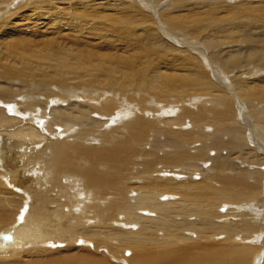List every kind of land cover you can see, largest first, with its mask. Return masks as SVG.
<instances>
[{"label":"bare ground","instance_id":"obj_1","mask_svg":"<svg viewBox=\"0 0 264 264\" xmlns=\"http://www.w3.org/2000/svg\"><path fill=\"white\" fill-rule=\"evenodd\" d=\"M29 1L41 11L45 7L43 3L39 4L40 0ZM66 1L69 3V8L65 7L72 12L66 13L63 7H60L62 11L58 12L57 21L50 9L46 12L43 8L42 18L51 17L55 22L54 28L48 27L47 31L41 33L32 26L33 23L39 25L37 22L21 27L20 22L27 16L26 14H20L16 21L0 18L4 20L0 21V100H3L0 101V107L2 105L0 110H7L9 115L13 113H15L14 116L18 115L16 118L5 117L0 112V126L5 130L2 133L8 134L4 141V135L0 129V155H2L3 142L6 146L8 140L15 139V136L21 139L17 142V148L13 147V143L9 144V149L6 146L8 151L6 157L3 156L5 159L0 156V165L3 162L0 166V230H3L0 232V253L13 250L19 254L16 259L0 257V264H111L107 263L106 257L93 253L94 244L89 249L86 243H91L89 239L99 243L104 238V231L110 218L108 212H115L123 204L129 188L126 181L130 178V161L143 176L142 182L148 181L142 187L141 193L137 195L136 207L138 211L140 210L138 217L153 220L158 216L159 220H169L173 228L176 226L178 228L179 223L175 221L176 218L174 219L177 215L174 214L182 213L181 215L185 217L191 213V210L196 209L198 217L194 215L197 218L193 222L197 231L196 237H199V234L210 235L211 232L213 235V232H220L221 229L223 231L224 227L229 229V225H232L229 216L232 214L226 213L227 216L224 215L225 218H222L224 216L218 212L213 214L211 213L213 210H208L214 208L218 199H225V202L227 200L232 203L238 202L236 191L244 189L239 192L245 193L246 190L249 199L253 201L250 202L247 196L245 198L253 205L251 208L256 212H254L255 215L240 214L243 216L241 226L247 222L244 219L250 217L256 218L257 223L263 226L264 195H261L258 188L248 187L243 176L238 173L227 175L224 171L229 167L230 158L233 162V158L230 157L231 148L228 149V154L217 153L218 155L214 158L217 165L215 164L216 167L212 169V174L209 172L210 177L207 172V174H201L202 178L199 179V171L194 179H181L185 171L176 170L174 162L195 160V157L189 153L193 141H187L192 133L188 132L189 129L181 127L185 125L184 123L193 126L191 129H197L196 134L200 131L204 134L205 124H208L210 130L213 129L214 132L227 129L229 128L226 126L227 121L235 123L232 120H236L237 110L241 111L237 103L242 98L253 102L248 110L252 112L250 114L256 119V123L264 128V38L261 37L264 36V1L257 3L247 0H234L232 3L230 0L215 1V3L212 1L213 3H209L211 5L209 11L201 9L202 5H199V13L193 10L196 15L199 14L195 20L198 24L206 23L207 20L212 24L218 23L220 32H223L222 22L228 21L227 23L234 24L238 20L241 22L240 19L243 20L241 29L243 36L239 38V46L237 43L234 44L238 40L235 36L234 39L229 40L231 47L221 48L219 45L218 48V43H222L217 41L220 32L216 33V30H213L214 32L206 36L204 40L206 45L215 49L210 55L213 61L204 54V58H199L198 63L197 59H194L195 51H189L185 47L174 49L172 43L166 42L164 35H160L161 33L159 34L155 27L147 29L140 27V33H137L136 28L139 24L130 16L131 14H128V11V15L115 13L119 10L115 9L116 0L112 4L117 11L114 10V12L112 9L114 13L111 15H109L110 12L107 13L106 7L103 9L105 13H99L98 9V11L91 10L97 3L104 4L97 0L89 1L88 4L84 0ZM17 2L8 6V9L15 6ZM50 2L49 4L54 5L56 0ZM176 2L177 5L183 4V0H176ZM70 4L73 5L71 10ZM21 5L18 6L21 7ZM75 10L78 11L75 12ZM219 13L225 21L222 18L218 19L220 16L216 15ZM191 15L193 17L189 18L191 19L189 25L193 26L195 24L193 18L196 15ZM167 17L166 21L169 24L177 25L181 22L180 19L170 15ZM196 24L192 31L196 36L195 39L198 35L196 31L199 29ZM201 29L205 32L206 28L201 27ZM210 29H213L212 25ZM230 34V32L226 33V35ZM182 38L176 36L174 40H171L174 42L173 46L183 43L185 40ZM199 48L204 50L201 43ZM169 53H174L173 55L177 58L175 61L177 68L181 71L169 67L163 69L160 66L168 63L166 55ZM207 63H210V66ZM243 63L250 66L247 69H241ZM217 64H223V69H218ZM229 70L233 71L235 76L229 75ZM240 70L243 75H240ZM147 98L152 99L151 104H148ZM188 103L192 104V107ZM221 106L222 108L219 109ZM217 109L219 110L216 111ZM252 125L254 127L255 123ZM258 129H255V132L259 133L261 138L254 137L256 140L253 139V142H256V145L264 142V131ZM150 130L159 132L160 140H153L149 135ZM235 130L236 132L239 130L236 125ZM220 140L217 134L213 141L215 149L219 152L223 150V147L226 149L225 143ZM49 142L51 146L58 148L50 161L47 157L40 156L44 153L42 148ZM167 143L175 145V156L157 158L155 155L162 157V153L157 152L159 149L163 147L171 149V146H163ZM155 144L156 150H154ZM137 145L139 149H136ZM48 149L51 150V148ZM178 151H180L179 154H177ZM241 155L243 154L239 153L238 156ZM7 157L13 160L10 163L14 164V168L7 164ZM137 157L141 161H138ZM143 157L148 159L153 157V159L143 163L141 159ZM199 158L201 159V153ZM230 167L236 168L235 164H230ZM155 170V173L151 172ZM152 174L155 175L151 176ZM213 175L215 176L213 178L219 179L223 190H220L221 187L215 188L218 180L215 181L216 183L213 182L215 185L210 183L209 180ZM65 178L68 179V183H71L70 186L78 185V191L64 190L65 183L62 185L61 179ZM173 178L177 179L176 181L185 180L186 182L174 185L163 182L174 180ZM59 181L60 184H58ZM131 182L133 184V181ZM57 184L59 186H56ZM136 187L137 183L134 190L137 189ZM165 193H174L175 196L174 198L171 195L160 197ZM175 199H181L186 206L191 204V210H186L185 206L186 209L181 211L180 205L176 207V204H173V202L177 203ZM142 209H149L155 214ZM232 211L233 209L230 210L231 213ZM218 215H221L222 217H219L222 221L229 225L215 223L212 217L217 216L218 219ZM141 222L142 227L137 233L141 238L135 242L138 252L133 257V264H252L250 262L254 255L249 248L250 244H245V247L244 245L241 247V244H233L234 242L229 240L232 235L227 242L231 245L225 242L222 244L216 240L218 242V244L215 243L216 245L225 246L220 249L218 246H215L216 248L206 246L201 241L198 242L196 249L184 248L182 245L190 240L184 238L183 243L180 244L184 249L169 250L170 244H164L166 239L162 240L160 234V238L149 237L150 235L148 238L145 237L147 235V232L146 235L144 234L145 231L153 232L151 235H155L154 231H158L159 224L155 225L156 229H152L149 223L151 229L145 230L148 225L144 226L143 221ZM180 223L185 224V221ZM161 224V227H164L165 223ZM232 226L234 229L236 226L239 227V224ZM252 228L250 225L246 229L252 230ZM188 231L191 232L189 229ZM261 234L264 236V233ZM52 235L60 242L44 241L47 248L55 249L52 247L63 244L64 249L75 247V251H66L64 256L50 255V258L45 260L31 257L32 254L29 253L33 248L27 249L26 245L38 244ZM142 235L145 238H142ZM239 239L241 240V237ZM199 240L201 239L198 238L197 241ZM71 242L76 244L72 245ZM155 242L158 244L153 247ZM158 245H164L167 250L163 252ZM102 247L104 246H97V248ZM199 248H202L201 252ZM256 250L255 253H257ZM49 251L53 254V250ZM24 256L28 258L23 259Z\"/></svg>","mask_w":264,"mask_h":264},{"label":"rangeland","instance_id":"obj_2","mask_svg":"<svg viewBox=\"0 0 264 264\" xmlns=\"http://www.w3.org/2000/svg\"><path fill=\"white\" fill-rule=\"evenodd\" d=\"M15 1H18L16 4H15V6H12L10 9H8V6H10L11 4H13ZM42 1V2H41ZM44 0H40V2H39V4H41V3H43L44 5H45V7H43L44 9H46L45 11L46 12H49V10L48 9H50V12H51V14H53L55 17H56V20L55 21H57V19H58V12H60V11H62V7H63V11L64 12H66V13H71L72 12V6L73 5H71L70 4V10H71V12L70 11H68L67 10V8H69V3H68V1H66V0H56V2H55V4L54 5H51V4H49V2L51 1H53V0H47V2H43ZM46 1V0H45ZM81 1V0H80ZM85 2H86V4H88L89 3V1H92V0H84ZM83 1V2H84ZM96 0H94V2H95ZM103 2L104 4H100V3H97L96 4V6L95 7H93L91 10H96V11H98L99 13H105V10H103V9H105V7H106V10L108 11H106L107 13H109V15H111L112 13H114L115 11H117L118 9V11L117 12H115V13H122V14H125V15H130V16H132V18L139 24V26H137V28L136 29H138V31H137V33L139 32L140 33V27H142L143 29H147V28H156L157 29V31L159 32V34L160 35H164L163 37H164V39H165V41L166 42H168V41H170V42H168V43H172L171 45H172V47L174 48V49H184V47H185V49H187V50H189V51H195L196 52V54H195V60L197 61V63H198V59L200 58V59H202V58H204V54H205V56L207 57L208 56V59H210L211 61H213V59H211L210 57V55H211V52L212 51H214L215 49H212V47H209V45H206V43H204V40L206 39V36H208V35H210V33H213L215 30V32L216 33H219L220 32V27L219 26H217V24L218 23H210V21L209 20H207L208 22H201V23H197L195 20L197 19L196 17L199 15H196V13H199V5H202V7H201V9H205V10H208L209 11V9H211L210 8V4L209 3H215V1L216 2H219V1H222V0H202L201 2H200V0H183V4H178L177 5V2H176V0H160V1H158V0H97V2ZM114 1H115V5H116V7L114 6V4H112V3H114ZM180 1V0H179ZM189 1V2H188ZM213 1V2H212ZM231 1V3L234 1V0H230ZM247 1H250V2H253V3H257V2H262V1H264V0H247ZM50 2V3H51ZM93 2V1H92ZM21 5V0H0V14H1V12H2V15H0V18H7L6 20H11V21H16L17 19H18V17L20 16V14H26L27 16L20 22L21 23V27H27L30 23H32V22H37L39 25H36L35 23H33L32 24V26L34 27V29L37 31V32H39V33H41L42 31H47L46 29L48 28V27H52V28H54V26H53V23L55 22L51 17H49V19H43L42 17L44 16V14L42 13V11H43V8H42V11L41 10H39L38 8V10L35 8V6H34V4H32L29 0H27V2L25 3V0H22V5H21V7H19L18 5L19 4ZM111 3V4H110ZM191 3V4H190ZM194 3H196L195 5H194ZM99 4V5H98ZM119 4V5H118ZM188 4H190V5H188ZM47 5V6H46ZM110 5V6H109ZM113 5V6H112ZM136 5V10H134V6ZM194 7V9H193V7ZM209 5V6H208ZM48 6H50V7H48ZM67 8H66V7ZM109 6V7H108ZM188 6H190V7H188ZM207 6V7H206ZM57 7V8H56ZM61 9H59V8ZM96 7H99V8H96ZM111 7V8H110ZM114 7H115V9H117V10H115L114 9ZM108 8V9H107ZM110 8V9H109ZM196 8V9H195ZM59 9V10H58ZM98 9V10H97ZM112 9H113V11H112ZM138 9V10H137ZM10 10V12H8ZM112 12H111V11ZM140 10V11H139ZM165 10V11H164ZM182 10H183V12H182ZM193 10H195L196 11V13L193 11ZM74 11V10H73ZM76 11H78V10H75V12ZM122 11V12H121ZM124 11V12H123ZM127 11H128V14H127ZM136 11V12H135ZM202 12L204 11V10H201ZM207 11V12H208ZM135 12V13H134ZM204 12H206V11H204ZM106 13V14H107ZM133 13V14H132ZM164 13V14H163ZM189 13V14H188ZM191 14H193V15H196L194 18H193V21H195V24L196 25H198L199 26V29L197 30V29H195V30H197L196 32L198 33V35H197V38L195 39V37L196 36H194V34L192 33V31L194 30V28H195V24L193 25V26H190L189 24L191 23H189V20H191V19H189V18H192L193 16L191 15ZM136 17H135V16ZM143 16L142 17V19H141V16ZM147 15V16H146ZM167 15H170V16H172V17H174L175 19H180V23H178L176 26L174 25V24H169L167 21H166V19H168V17H167ZM189 15L191 16V17H189ZM134 16V17H133ZM181 16H184L183 18L181 17ZM217 17H219L218 19H221L222 18V16H221V13H219V14H217L216 15ZM12 17V18H11ZM182 19H181V18ZM139 18V19H138ZM224 21H225V19L224 18H222ZM140 20H141V22H140ZM222 20V21H223ZM241 20V22L238 20V22H235L234 24H229V23H227L228 21H225V22H222V24L223 25H221V26H223V29H222V31L223 32H220L219 34H218V37H217V41H220V42H222V43H218V48H219V45H220V47L221 48H226L227 46H229V47H231L230 45H232L231 43H229V40L231 39H234L235 38V36L238 38V40L234 43V44H238V46L240 45V42H239V38H242V36H243V30H241L242 29V23H243V20L242 19H240ZM0 21H4V20H0ZM152 21V22H151ZM163 21V22H162ZM145 22H146V25H145ZM188 22V23H187ZM143 23V24H142ZM147 23H149V24H147ZM204 23V24H203ZM208 23V24H207ZM244 23H245V21H244ZM142 24V25H141ZM204 26H203V25ZM241 24V25H240ZM161 25V26H160ZM173 27H172V26ZM211 25L213 26V29H210V27H211ZM230 25V26H229ZM236 25V26H235ZM238 25V26H237ZM145 26V27H144ZM147 26V27H146ZM150 26V27H149ZM164 27V28H163ZM189 27V28H188ZM201 27H205L206 29H205V32H204V30L202 31V29H201ZM208 27H209V30H208ZM219 27V28H218ZM238 27H240V28H238ZM185 28H186V30H185ZM218 28V29H217ZM227 29V30H226ZM173 30V31H172ZM189 30V32H187ZM208 30V31H207ZM214 30V31H213ZM218 30V31H217ZM232 30V31H231ZM240 30L242 31V32H240ZM171 33H170V32ZM208 32V33H207ZM227 32H230L231 34L230 35H226V33ZM170 33V34H169ZM192 34V35H191ZM206 34V35H205ZM222 34V35H221ZM241 34V35H240ZM173 35V36H172ZM167 36V37H166ZM177 36V37H183L182 39H184L185 41L183 42V43H180V44H182V45H176V44H174V46H173V43L174 42H172L171 40H174V38ZM190 36H191V38H190ZM223 36V37H222ZM232 36H233V38H232ZM172 37V38H171ZM193 37V38H192ZM229 37V38H228ZM262 38H264V36H261ZM204 38V39H203ZM168 39V40H167ZM210 39H212L211 37H210ZM220 39V40H219ZM223 41H222V40ZM197 42H196V41ZM215 40H216V38H215ZM188 41V42H187ZM194 41V42H193ZM190 42V43H189ZM196 42V43H195ZM193 43H195V44H193ZM201 43V47H203L204 48V50H202V48H199V44ZM188 44V45H187ZM202 44L204 45V46H202ZM223 44V45H222ZM228 44V45H227ZM192 45H194L193 47H192ZM177 46V47H176ZM179 46V47H178ZM182 46V47H181ZM198 46V47H197ZM193 48V49H192ZM194 48H195V50H194ZM220 48V49H221ZM228 48V47H227ZM201 50V51H200ZM226 53H228L227 51H226ZM174 53H169V55H166V57H167V59H168V63L170 64H165V63H163V65H160L163 69H164V67H169V68H174V69H178V70H180V68H177V62H175L176 61V57L173 55ZM174 60H173V59ZM209 64V66H210V63H207V65ZM216 64V63H215ZM248 64V63H247ZM218 65V64H217ZM175 66V67H174ZM250 65L248 64V65H246V63H243V65L240 67L241 69H247L248 67H249ZM218 69L219 68H221V69H223V64H219L218 66H216ZM239 68V69H240ZM181 71V70H180ZM230 71V73H229V75H231V76H235V74H234V72L233 71H231V70H229ZM223 72H225L224 70H223ZM240 72V75H243L242 74V71L240 70L239 71ZM1 81H3V80H1ZM231 81L233 82V80L231 79ZM234 88V87H233ZM237 89V91H239V89H238V87L236 88ZM245 99V100H244ZM241 100V99H240ZM0 101H3L2 99L0 100ZM146 101L147 102H149L148 104H151L152 103V99L151 98H147L146 99ZM187 101H189V99L187 100ZM246 101H247V103H246ZM256 102V101H255ZM251 103L253 104V102L251 101H249L248 99H246V98H242V100L239 102L238 101V103H237V105H238V109L239 110H241V111H239L238 112V110H237V116H236V120H232V121H234L235 123H233V122H231V124L233 125V127H232V125L230 124V122L229 121H227V123H228V125H226L227 127H229V128H227V129H219V130H221V131H219V130H216L215 132L213 131V129H211L210 130V128L208 127V124H205L203 127H204V129H203V132H204V134L202 133V131H200L199 132V134H196L197 132H198V130L197 129H191L193 126H190L189 124H187V123H184L185 125H182L181 127H183V129H189V131L188 132H191L192 133V136L187 140L188 142H191V141H193V149H192V147H191V151H189V153H190V155H192V156H194L195 158V162L194 161H191L190 159H186L185 161H183L182 162V160H181V162H179L180 160H178V161H176V162H174V168H176V170H179V171H185V173H184V176H183V178H181V179H188L189 178V180L190 179H194V178H196V173L197 172H199V179L200 178H202V176H201V174L202 175H204V174H207V172H208V175H209V177H210V175L213 173V168H215L216 167V165H217V163H216V161H215V156L216 155H218L219 153H221V152H224V154H228V149L229 148H231V150H230V157H232L233 159V162L231 161V158L229 159V167H227V168H225V173L227 174V175H233V174H235V173H238L239 175H241V176H243V178H244V180H245V182L248 184V187H250V188H258L259 190H260V193H261V195L263 194L264 195V142H262V144H259L260 145V147H259V145H256V142H253V139L254 140H256V138H254V137H260L261 138V135L259 134V133H257V132H255V129H258V127L260 128V129H258L259 131H264V128H261L260 127V125L259 124H257L256 123V119L250 114V113H252V112H250L248 109H249V107H250V105H251ZM189 104V106L190 107H192L191 105L192 104H190V103H188ZM249 105V106H248ZM1 107H2V105H1ZM0 107V108H1ZM222 108V106L221 107H219V109H221ZM219 109H217L216 111H218ZM0 112H2L3 113V116H5V117H12V118H16L17 116H14L15 115V113H13V111H11L13 114L12 115H9V113L7 114V110H3V111H1L0 110ZM10 112V113H11ZM241 112V113H240ZM248 113V114H247ZM245 114V115H244ZM218 115V114H217ZM253 117V118H252ZM251 118V119H250ZM182 123V122H181ZM252 123L254 124L255 123V125H254V127H252L253 125H252ZM231 125V126H230ZM235 125L236 126H238V131L236 132V130H235ZM252 125V126H251ZM258 127H257V126ZM184 126H186L185 128H184ZM197 127H199V126H197ZM207 128V129H206ZM251 128V129H250ZM255 128V129H254ZM0 129H1V133H2V131L3 132H5V130H4V128H2L1 126H0ZM233 129V130H232ZM254 129V130H253ZM227 130V131H226ZM253 130V131H252ZM223 131H225V133H223ZM8 132H10L9 130H8ZM43 133H44V131H42ZM150 133V134H149ZM149 135H151V137L153 138V140H156V141H158V140H160V133L159 132H154V131H152V130H150L149 131ZM223 133V134H222ZM258 134V136H256V134ZM3 134V133H2ZM217 134H218V136H219V138L221 139L220 141H222V142H224L225 144H224V146L226 147V149H224V147L222 148L223 150H220V152L219 151H217V149H215V146H214V144H213V141H214V137L215 136H217ZM4 135V134H3ZM7 135L8 134H5L4 135V141H5V137H7ZM232 135V136H231ZM227 138H226V137ZM239 136V137H238ZM2 137V136H1ZM16 137V138H15ZM14 138L15 139H10V140H8V145H6V146H8V149H9V147H10V145L12 144L13 145V147H15V148H17L18 147V144H17V142H19L21 139L19 138V137H17V136H15ZM157 139H156V138ZM159 137V138H158ZM206 137V138H205ZM222 137H223V139H222ZM197 138H198V140H197ZM205 138V139H204ZM228 138H229V140H228ZM50 139V138H49ZM226 141H225V140ZM202 141L203 140V142H200V141ZM224 140V141H223ZM239 140V141H238ZM16 142V143H15ZM197 143H199V145L197 144ZM10 144V145H9ZM16 144V145H15ZM197 144V145H196ZM226 144H227V146H226ZM47 145V146H46ZM209 145V146H208ZM263 145V146H262ZM6 146H5V143L3 142V144L1 145V149H2V155H0V156H2V158L3 159H5V157H6V152L8 151V149H6ZM46 146V147H45ZM159 146H161V145H159ZM163 146H171V149L169 150L168 148H166V147H163V148H161V149H159L157 152H160V153H162L161 155H162V157H160V156H158V155H155L157 158H165V157H170V156H172V157H174L175 156V153H174V147H175V145H173V143H167L166 145H163ZM251 146V147H250ZM258 146V147H257ZM52 147H54V146H51V143L49 142V143H46L45 145H44V148H42V150L44 151V153L43 154H40V156L42 157V158H46L47 157V160H52L54 157H53V154H56L57 153V151H58V148L56 149L55 147L54 148H52ZM144 147V146H143ZM197 148V149H195V148ZM200 147V148H199ZM205 149H204V148ZM262 147V148H261ZM48 148H51V150L50 149H48ZM252 148V149H251ZM56 149V150H55ZM136 149H139V146L137 145L136 146ZM176 149H178V148H176ZM195 149V150H194ZM199 149V150H198ZM263 149V150H262ZM38 150H39V148H38ZM41 150V151H42ZM49 150V151H48ZM53 150V151H52ZM55 150V151H54ZM153 150V149H152ZM154 150H156V144H155V146H154ZM248 150V151H247ZM262 150V151H261ZM51 151V152H50ZM199 151V152H198ZM236 151H238V152H236ZM249 152V153H247V152ZM251 151H253V152H251ZM255 151V152H254ZM196 152H197V154H196ZM49 153H51V154H49ZM174 153V155H171V154H173ZM180 153V151H178L177 152V154H179ZM200 153H201V159L199 158V156H200ZM218 153V154H217ZM239 153H242L243 155H241V156H238L239 155ZM259 153V154H258ZM245 154V155H244ZM255 154V155H254ZM221 155H223L222 153H221ZM248 155H250L249 157H248ZM3 156H5V157H3ZM236 156V157H235ZM39 157V156H38ZM37 157V158H38ZM41 157H39V158H41ZM198 157V158H197ZM248 157V158H247ZM1 158V159H2ZM198 160H197V159ZM243 158H246V159H243ZM7 159H8V157H7ZM138 161H141L138 157L136 158ZM135 159V160H136ZM142 160H143V163H144V161H149V159L150 160H152L153 159V157H150L149 159H148V157H143V158H141ZM200 159V160H199ZM206 160V161H205ZM258 160V161H257ZM13 160H10V159H8L7 160V164H9V167L11 166V168H14V164H12V163H10V162H12ZM249 161V162H248ZM201 162V163H200ZM3 162H1V165L0 166H2L3 164H2ZM142 163V164H143ZM193 163V164H192ZM204 163V164H203ZM130 164H131V170L129 171V173H130V178L126 181L127 182V184L129 185V188H128V190H127V192H128V194H126V197H125V199L123 200V204H121V206H119V208L115 211V212H113V213H111V212H108V215H109V219H108V223H107V225H106V228H105V235H104V238L99 242V243H96L94 240H91V239H89L88 241H90L91 243H86L87 244V248H89V249H91L92 248V245L94 244V246L95 247H93L92 249H93V253L94 254H97V255H102L103 257H106V260H107V263H111V264H133V257H134V255L138 252V247L137 246H135V242L139 239V238H141L140 237V235H137V233H139V229L142 227L141 226V221H143V225L144 226H147L149 223V225L150 226H152V229H156L157 227H155V225L157 226L158 224V226H159V228H157L158 229V231L156 230V231H154V233H155V235H151L152 233H150L149 231H145L144 232V234L146 235L145 237H147L148 238V235H150L149 237H151V236H156V237H158V238H160V236H161V239L163 240V239H166V243H164V244H170V247H169V250H172V249H176V250H182V248L184 247H186V248H189V249H191L192 247H194L195 249H196V246H197V244H199L198 242H202L203 244L205 243L206 244V246H211V247H214V248H216L218 245H216L215 243H217L218 244V242L219 243H222V244H224L223 242H225V244H228L227 242H228V238H230V236L232 235V237L229 239L230 240V242H234L233 244H235V243H237V244H241V247H243L242 245H244V247H245V244L246 245H248V244H250V246H249V248H251L252 249V251H251V253H253V255H254V258L252 259V261L250 262V263H252V264H264V236L261 234V233H264V225L263 226H261V224H258L257 223V221H256V218H253V217H250L249 219H244V220H247V222H246V224H244L243 226L245 227V229L243 230V226H241V224H242V220L241 219H243V216L244 215H246V213L247 214H250V215H255L254 214V212H256V210H254V209H252L251 208V206H253V205H251L250 204V202H252L253 201V199H249V197H248V194H246V190H245V193L244 192H239V191H244V189H238L237 191H236V193H237V196H238V202L236 201V203L235 202H231V201H229L228 202V200L225 202V199H218L220 202L221 201H223V202H221L222 203V205L220 204V202L219 201H217V202H219L218 203V205H216L217 204V202H216V204L214 205V208H212V209H210V210H208V211H212L211 213H215V212H218V214H221V215H225V216H227L228 215V213L229 214H232V215H230L229 216V219H231L232 220V225H234L235 224V226L236 225H238L239 224V227H235L234 229H233V226L231 225H229V223H226V222H223L222 221V219L219 217V216H221V215H218V219H217V216L216 217H212V219H213V221L215 222V223H220V224H224L225 226H228L229 225V229L227 230L226 229V227H224L223 228V231H221L220 230V232H213V235H212V232L210 233V235H202V234H199V237H196L197 236V231H196V229L194 228V223L193 222H195V218H197L198 217V214L196 213V212H198V210H196V209H193V210H191V208H190V203H187V204H190V205H188V206H186L185 205V203H183V201L180 199H178L180 202H178V200H174V201H177V203H174L173 202V204H176L175 206L177 207L178 205H180L178 208L182 211L183 209H186V207H187V209L186 210H188V211H190L191 210V213H189V214H187L186 216H187V218H186V216L184 217L183 215H181L182 213H180V214H174V215H177V217H175L174 216V219H175V221L176 222H178L179 224V227L177 228V226L175 227V228H173L172 226H171V224H170V221L168 220H159L158 219V216H157V218H154L153 220L152 219H149V218H147V219H145V218H141V217H138L139 215H140V210L138 211V207H136V202H137V195L138 194H140L141 193V190H142V187H144L147 183H148V181L147 182H142L143 180H144V178H143V176L140 174V173H138V171H137V169L134 167L135 165L133 164V162L132 161H130ZM195 164V165H194ZM198 164H199V167H198ZM216 164V165H215ZM230 164H235V166H236V168H232V167H230ZM196 166V167H195ZM200 166H202V167H200ZM213 166V167H212ZM133 167V168H132ZM142 167H143V170L145 169L144 168V166L142 165ZM197 167H198V169H197ZM255 167V168H254ZM167 168H171L170 166H167ZM192 169V170H191ZM196 169V170H195ZM204 170H206L205 172H204ZM152 173H155L156 172V170L155 171H151ZM177 171H175V173H176ZM209 172H211V174L209 173ZM241 173V174H240ZM140 174V175H139ZM148 176H149V174H147ZM153 175H155V174H152L151 176H153ZM193 175V176H192ZM182 176V175H181ZM171 178L173 177V176H170ZM213 177H215L214 175L210 178V183H212V185H215V181H219V179H217V178H213ZM246 177V178H245ZM174 179V178H173ZM214 179V181H212ZM64 180V181H63ZM65 180H66V182H65ZM68 179H61V183H62V185L65 183V185H63V186H65L64 187V190H68V191H70V192H76V191H78V185H73L72 184V186H70L71 185V183L69 182L68 183V181H67ZM177 179H174V180H168V181H163V182H170V184L171 185H174V184H185V180H182V181H176ZM130 181H133V184H132V182L130 183ZM263 181V182H262ZM134 182H135V184L137 183V189L136 190H134V187H135V184H134ZM140 182V183H139ZM213 182H215V183H213ZM256 182V183H255ZM9 183V182H8ZM221 182L219 181L218 183H216V185L218 184V186L216 187V185H215V188H220V190L223 188L222 187V184H220ZM260 183V184H259ZM58 184H60V181H59V183ZM56 185V186H59V185ZM70 184V185H69ZM74 186V187H73ZM71 189H72V191H71ZM66 190V191H67ZM223 190V189H222ZM166 195H171V197L172 198H174V196H175V194L174 193H165V194H163V195H161L160 197H162V196H166ZM241 195V196H240ZM245 195V196H244ZM247 196V197H246ZM160 197H159V199H160ZM248 198V200L250 201V202H248V200L246 199V198ZM166 199V198H165ZM232 204H231V203ZM241 202V204H239ZM227 203V204H226ZM235 203V204H234ZM234 204V205H233ZM243 204V205H242ZM185 207H183V206ZM227 205H229V206H227ZM242 205V206H241ZM245 205V206H244ZM126 206V208H124V207ZM174 206V205H173ZM193 206V205H192ZM232 206V207H231ZM195 207L196 208H198V206H196L195 205ZM239 207V208H238ZM242 207V208H241ZM121 208V209H120ZM133 208V209H132ZM192 208H194V207H192ZM235 208H236V212H235ZM120 209V210H119ZM123 209V210H122ZM200 209V208H199ZM231 209H233V211H232V213L230 212V210ZM131 210V211H130ZM142 210H146V211H149L151 214H155V212H153V211H150L149 209H142ZM195 210V211H194ZM247 210V211H246ZM117 211H119V212H121V213H117ZM241 213H240V212ZM246 211V212H245ZM196 214H195V213ZM238 212V213H237ZM243 212V213H242ZM91 213H93V212H91ZM111 213V214H110ZM124 213V214H123ZM226 213H227V215H226ZM245 213V214H244ZM113 214V215H112ZM191 214V215H190ZM239 215V217L237 216V215ZM240 214H243V216L242 215H240ZM118 215V217H116ZM194 215H196L197 217H195ZM235 215V216H234ZM112 216V217H111ZM121 216V217H120ZM178 216H181L182 217V220L180 221V218L181 217H179L178 218ZM225 216L224 217H222V218H225ZM131 217V218H130ZM184 217V218H183ZM220 218V219H219ZM121 219V220H120ZM140 219V221H138ZM183 219H185V220H183ZM228 219V218H227ZM228 219V220H229ZM234 219V220H233ZM113 220V221H112ZM133 220V221H132ZM147 220H149V221H153V222H148ZM187 220H188V222H187ZM191 220V221H190ZM221 220V221H220ZM236 220V221H235ZM254 220V221H253ZM136 221H138V222H136ZM182 221H185V224L183 225L182 223H180V222H182ZM238 221V222H237ZM240 221V222H239ZM118 222V223H117ZM121 222V223H120ZM123 222V223H122ZM156 222H157V224H156ZM167 222H169V223H167ZM187 222V223H186ZM190 222H192V223H190ZM234 222V223H233ZM255 222V223H254ZM91 223H93V222H91ZM95 223V222H94ZM113 223H115V224H113ZM147 223V224H146ZM154 223V224H153ZM161 223H165L163 226L164 227H166V229L164 228V227H161L162 226V224ZM161 224V225H160ZM170 224V225H169ZM257 224V225H256ZM148 225V227H145V230H147L146 228H149V229H151V227ZM166 225V226H165ZM183 227H181V226ZM187 225V227H185ZM251 225V227H253L252 228V230L250 229H246L247 228V226H250ZM138 226V227H137ZM241 226V227H240ZM123 227V228H122ZM162 228V230H161V228ZM171 227V228H170ZM256 227V228H255ZM258 227V228H257ZM261 227V228H260ZM148 229V230H149ZM169 229V230H168ZM173 229V230H172ZM187 229V230H186ZM188 229L189 230H191V232L190 231H188ZM224 229H226V230H224ZM230 230V231H229ZM231 230H232V232H231ZM239 230H241V231H239ZM248 230L250 231L249 233H248ZM256 230V231H255ZM1 231H3V230H0V232ZM107 231V232H106ZM152 231V230H151ZM164 231V232H163ZM226 231V232H225ZM228 231V232H227ZM234 231H235V234H234ZM115 232V233H114ZM118 232V233H117ZM149 232V233H148ZM157 232V233H156ZM170 232V233H169ZM189 232V233H188ZM238 232V233H237ZM113 233V234H112ZM172 233V234H171ZM233 233V234H232ZM110 234V235H109ZM159 234H160V236H159ZM216 234V235H215ZM174 235V236H173ZM212 235V236H211ZM239 237H238V236ZM243 235V236H242ZM249 235V236H248ZM261 235V236H260ZM143 236V235H142ZM165 238H164V237ZM244 236H246V238L244 237ZM260 237V240H259V237ZM144 236L142 237V238H145ZM195 237L198 239H201V240H199V241H197V239H195ZM204 239H203V238ZM210 237V238H209ZM237 237H238V239H237ZM241 237V240L239 239ZM242 237H244V238H242ZM175 238H180V239H175ZM184 238H186V239H190L189 241L187 240V242L185 243V244H183L182 246H180V244H182L183 243V240H184ZM223 238H224V240H223ZM106 239H108V240H106ZM207 239V240H206ZM209 239V240H208ZM231 239H233L234 241H232ZM243 239H245V240H243ZM258 239V240H257ZM53 241V242H60V240H58V239H56L55 238V236L54 235H52L49 239H46V240H43V241H41L40 243H38V244H30V245H26V248L28 249V248H33L32 249V252L31 253H29V254H32L31 255V257H36V258H38L39 260H45V259H49L50 258V255H55V256H64L65 254H66V251H75V247H73V248H71V249H68V250H66V249H64L62 246H63V244H58V246H56V247H52V248H55V249H49V248H47V245L46 244H44L43 242L44 241ZM196 240V241H195ZM211 240H212V242H211ZM216 240H218V242L216 241ZM221 240V241H220ZM227 240V241H226ZM108 241V242H107ZM213 241H214V243H213ZM62 242H65V241H62ZM179 242V243H178ZM188 242H190L189 243V245H188ZM211 242V243H210ZM49 243H51V242H49ZM81 243H84V242H81ZM110 243V244H109ZM71 244L72 245H74V244H76V243H72L71 242ZM78 244V243H77ZM157 244L158 243H156L155 242V245H153V247H156L157 246ZM208 244H210V245H208ZM221 244V245H222ZM230 245H231V243H229ZM228 244V245H229ZM80 245V244H79ZM91 245V246H90ZM106 245V246H105ZM108 245V246H107ZM220 245V244H219ZM227 245V246H228ZM97 246L99 247V246H104V247H102V248H104L105 250H103L102 248H97ZM113 246V247H112ZM159 246V245H158ZM173 246V247H172ZM176 246V247H175ZM216 246V247H215ZM253 246V247H252ZM86 247V246H85ZM106 247H108V248H106ZM116 247V248H115ZM219 248L218 249H220V248H224L225 246L223 245L222 247H220V246H218ZM248 247V246H247ZM260 247V248H259ZM58 248V249H57ZM86 248V249H87ZM159 248H162L163 250V252L164 251H166L167 250V247H164V245H162V246H159ZM164 248H165V250H164ZM183 248V249H184ZM194 248H192V249H194ZM260 249V251H259V249ZM47 249H49V250H53V254L49 251V250H47ZM97 249L99 250V251H97ZM201 249V250H200ZM257 249V250H256ZM262 249V250H261ZM15 250V249H14ZM255 250L257 251V253H255ZM19 251H21V250H19ZM202 251V248H199V252H201ZM102 252V253H101ZM0 257L2 258V257H4L5 259H16V257H19V254H18V252H15V251H13V250H11V251H8V252H2V253H0ZM20 257H21V255H20ZM28 257H26V256H24L23 257V259H27ZM258 261V262H257Z\"/></svg>","mask_w":264,"mask_h":264}]
</instances>
